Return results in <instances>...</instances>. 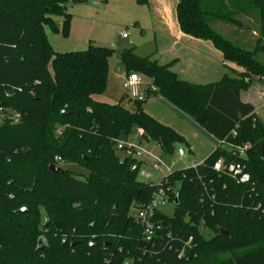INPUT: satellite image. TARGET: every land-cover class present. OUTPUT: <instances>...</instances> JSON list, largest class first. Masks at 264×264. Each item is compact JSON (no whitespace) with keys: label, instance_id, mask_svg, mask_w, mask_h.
I'll return each instance as SVG.
<instances>
[{"label":"trees","instance_id":"1","mask_svg":"<svg viewBox=\"0 0 264 264\" xmlns=\"http://www.w3.org/2000/svg\"><path fill=\"white\" fill-rule=\"evenodd\" d=\"M88 1L0 0V100L21 115L19 124L0 128V264H264V121L241 101L264 77V0H178L180 31L240 68L234 78L198 86L180 79L174 62L160 65L133 49L120 54L127 75L149 77L155 94L219 142L202 164L162 183L176 191L175 212L156 214L163 228L152 241L132 210L151 203L160 186L141 182L116 143L136 128L169 155L186 142L146 114L143 103L126 97L131 110L94 100L106 91L113 50L90 44L54 51L46 29L68 37V6ZM55 17L64 20L62 32ZM221 143L250 146L249 185L214 171L217 160L230 158ZM57 158L87 176L52 172Z\"/></svg>","mask_w":264,"mask_h":264},{"label":"crops","instance_id":"2","mask_svg":"<svg viewBox=\"0 0 264 264\" xmlns=\"http://www.w3.org/2000/svg\"><path fill=\"white\" fill-rule=\"evenodd\" d=\"M177 4L178 0H149L148 6H139L136 0H90L85 4H71L68 6V13L71 16L68 37H63L61 33L54 34L48 28L46 34L56 53L62 54L63 50H84L87 46L89 48L90 44H99L101 40L107 38L112 30L113 20L123 18L126 25L130 24L128 27L136 29L133 33L135 37L127 34V38H123L124 33L120 34L123 40L130 39L125 50L133 49L140 56L136 52V48L141 44L138 40H143L139 38V35L144 32V28L152 31L151 39L155 42L156 53L151 57L160 65L174 62L172 71L183 81L204 87L220 82L228 73L226 69H223L225 66L237 73L242 72L240 68L239 70L234 68V65H226L223 55L210 43L193 39L180 31L176 14ZM57 21L63 25V18ZM104 21L107 23L104 24ZM95 27H98L96 37L91 35V31L85 37H81L85 29L92 30ZM253 35L256 36V33ZM109 46L115 47L112 43ZM120 54L117 53L115 62L117 65L115 64L114 68L110 63L108 78L110 79L113 75L122 86L127 73L121 63ZM219 64L223 70L219 68ZM211 80L215 81L211 82ZM251 90H253L250 95L252 101H243L244 94ZM93 98L100 103L117 104L111 101V97L110 100L102 98V95H96ZM241 101L252 105L257 117L264 121V109L262 108L264 106V83H255L249 91L242 93Z\"/></svg>","mask_w":264,"mask_h":264},{"label":"rangeland","instance_id":"3","mask_svg":"<svg viewBox=\"0 0 264 264\" xmlns=\"http://www.w3.org/2000/svg\"><path fill=\"white\" fill-rule=\"evenodd\" d=\"M60 17H55L54 21L58 25L59 31L62 32L63 30V25L60 24L59 21ZM112 22V30H110L108 37L104 38L101 40L102 42H99V44L95 43V45H98L103 48H108L114 51V55L110 58L109 60V65L111 63L112 68L115 67V62L117 59V53H122L126 47H128L130 43L129 40H123L120 37L121 33H126L130 37H135L133 34L136 29L133 27L129 26L130 24L126 25L124 23L123 18H118V20H113ZM107 23L104 21V24ZM90 28V27H89ZM98 27H95L94 29H85L84 33H82L81 37H85L87 34L90 33L93 37H96L95 34L97 32ZM222 31V30H219ZM80 33V31H79ZM152 31L145 29L144 32L140 33L139 38L143 39L142 41H139L141 44L138 48H136V52L142 56V57H147V56H152L154 53H156V45L155 42L152 41ZM246 38L249 40L251 38V32L246 33ZM253 37V36H252ZM60 38V37H59ZM63 38V37H62ZM61 39V38H60ZM64 39V38H63ZM78 38H76L77 40ZM109 39V41H108ZM80 41V40H79ZM110 43L114 44V48L110 47ZM88 49V46L86 48L81 49V50H63V53H69V52H78V51H85ZM119 58V57H118ZM226 65H234L231 63H228L224 61ZM117 65V64H116ZM220 69L222 67L220 64L218 65ZM234 68L238 67L234 65ZM223 69L227 70V74L225 76H228L230 78H234L231 76H236L238 73L236 71H233L230 67H223ZM222 69V70H223ZM142 80V84L144 89L148 87L149 85H152L153 82L152 80L147 77L146 75L139 74ZM224 76V77H225ZM109 77V76H108ZM109 79V78H108ZM223 80V79H222ZM221 80V81H222ZM215 80H211V82H214ZM220 81V82H221ZM218 82V83H220ZM201 83V82H200ZM256 83H264V82H256ZM217 84V83H214ZM213 85V84H212ZM255 90V88L253 89ZM253 90H251L248 93H245L243 96V101H252L250 98L251 93H253ZM123 91V92H122ZM112 102H117V103H122L124 106L127 108L134 110L135 105L133 102H129L128 99L126 98V94L123 90V87L121 84L118 82V80L112 75L110 79L108 80L107 87L105 93L102 95V98L104 99H109ZM142 108L146 114H148L150 117L158 121L159 123L166 125L168 127H171L175 129V131L185 140L186 144L184 145H178L176 146L174 153L169 155L164 153V150L158 146V143L150 141V142H144L143 147L146 148L148 151L152 152L154 155L157 157H160L163 159L166 165L171 168L172 173L188 168L194 167V165L201 164L203 161L208 159L214 151L217 149L219 142L216 138L205 132L199 125H197L192 118L189 116L185 115L184 113L180 112L177 110L175 107H173L171 104H169L166 100L163 99V97L158 93V94H151L148 99L142 104ZM131 140L135 139V130H133L131 136ZM177 148H183L185 151V156L183 158H180L177 155ZM120 156V154L118 153ZM149 161V159H148ZM59 167L63 170H68L72 172L76 177L78 178H84V176H87V172L84 171L82 168L78 167L77 165L74 164H66V163H61L59 162ZM148 172L152 173V178L150 180H146L142 177H140V181L143 183H148V184H153L158 186L161 184L165 178L166 173H159L153 171L149 164L147 163V167L145 168ZM161 212L165 214L168 217H172L175 208L174 206L171 205H166L163 206L161 209Z\"/></svg>","mask_w":264,"mask_h":264},{"label":"built area","instance_id":"4","mask_svg":"<svg viewBox=\"0 0 264 264\" xmlns=\"http://www.w3.org/2000/svg\"><path fill=\"white\" fill-rule=\"evenodd\" d=\"M127 36L128 35L125 33L122 34L123 38H127ZM246 81H248V79H246ZM256 82H264V77H257ZM122 87L126 97L136 103H144L151 94L157 92L153 84L144 89L141 77L137 73L127 75L123 80ZM6 97H9V94H6ZM262 108L264 109V106ZM20 121L21 115L5 107L0 100V128L5 124L17 125ZM57 134L60 135L61 130H58ZM232 135L235 137L236 133L233 132ZM150 141L149 138L145 137L144 130L136 128L134 140H131L129 137L125 141H118L115 148L117 153L120 154L122 161H133L131 171L138 173V179H140V177L146 180L152 178V173L145 169L148 163L153 171L166 173L162 182L165 183L167 177L172 174L171 168L165 164L162 158L157 157L143 147L144 142ZM221 144L231 152L229 155L230 158H220L217 160L214 164V171L229 176L240 185H249L251 183V176L248 173L245 160L247 159L250 146L234 147L227 146L223 143ZM158 146L160 147L159 144ZM177 155L183 158L185 156L184 149L179 148L177 150ZM56 161L60 162V159L57 158ZM196 167L197 166H194L193 168ZM162 183L158 185L160 187L154 193L151 203L139 208L136 207L132 210V216L135 218L136 222L142 226L143 237L146 241H152L155 235L162 230L163 226L160 221L156 220V214L161 212L163 206L171 205L172 198L176 194L174 189L171 187L164 188ZM187 247L191 248V242L186 243L184 249ZM184 249L180 251V256L184 255Z\"/></svg>","mask_w":264,"mask_h":264},{"label":"water","instance_id":"5","mask_svg":"<svg viewBox=\"0 0 264 264\" xmlns=\"http://www.w3.org/2000/svg\"><path fill=\"white\" fill-rule=\"evenodd\" d=\"M65 114V113H64ZM262 153H263V156H264V145L262 146ZM50 170L54 173H58V172H61L62 169L60 167H58L56 164H52L50 166ZM175 204H178V197H176V200H175ZM26 209H22L18 212L19 215H22V214H25L26 213ZM224 235H226L225 232H223ZM45 240L44 239H40L39 240V245L40 247H43L45 245Z\"/></svg>","mask_w":264,"mask_h":264}]
</instances>
